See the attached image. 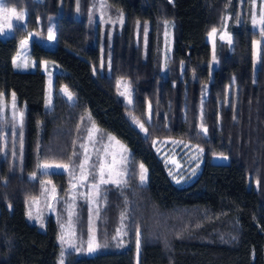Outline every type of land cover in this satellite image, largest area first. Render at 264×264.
<instances>
[{"label": "trees", "instance_id": "trees-1", "mask_svg": "<svg viewBox=\"0 0 264 264\" xmlns=\"http://www.w3.org/2000/svg\"><path fill=\"white\" fill-rule=\"evenodd\" d=\"M105 2L123 22L110 40L99 41L87 19L89 0H79L77 15L75 0H2L25 18L10 41L0 42V92L14 94L22 112L17 125L0 122V264H58L55 220L46 218L39 230L25 220V202L44 177L62 187L63 174L36 171L37 157L75 150L73 137L85 119L121 142L131 168L142 164L147 179L127 182L119 243L90 255L66 254L63 264H134L136 236L137 264H264V43L256 67L252 60L258 32L247 17L235 23V0ZM224 14L232 42L215 41L211 66L206 35ZM160 18L174 23L165 74L153 65L150 49L142 55L132 39L135 23ZM50 23L52 47L44 42ZM27 32L35 67L18 71L12 56ZM40 61L58 67L48 109ZM118 79L131 92L129 105L117 92ZM61 85L72 102L58 93ZM163 140L199 150L197 173L186 184L173 181L156 150ZM212 155L227 162L211 163Z\"/></svg>", "mask_w": 264, "mask_h": 264}, {"label": "rangeland", "instance_id": "rangeland-1", "mask_svg": "<svg viewBox=\"0 0 264 264\" xmlns=\"http://www.w3.org/2000/svg\"><path fill=\"white\" fill-rule=\"evenodd\" d=\"M235 2V23L239 24L247 17L250 27L258 32V38L252 42V60L253 66L256 67L260 44L264 43V38H261L260 35L262 27L260 17L264 14V0H235ZM101 4L104 5L103 8H101ZM87 10L89 26L91 30H97L99 41L104 38L110 40L111 35L121 29L120 18L122 13L118 9L109 7L105 0H89ZM78 12L77 0H75L74 14L77 15ZM0 17H3L2 11L0 12ZM227 17L228 15L224 14L219 26L214 27L217 30L215 36L211 34L214 28H211L206 35L211 49V66L215 62V59H213L215 41L225 43L228 47L231 46L228 43V37H231V35L225 28ZM2 28L4 29V26H1L0 30H3ZM145 29L147 30L146 36ZM11 31L12 28L8 30L9 35H11ZM50 33L52 35L51 39H49ZM30 34L31 32H28L29 36H33ZM53 34V25L50 23L44 39L45 44H48L49 47L53 46ZM222 34L225 36L223 40L220 38ZM173 37V21L162 18L156 19L152 25L147 21L135 23L132 30L133 42L140 47L142 55L150 49L152 63L161 74L167 72V67L172 59ZM28 44L22 45L20 41L14 57L15 66L23 69H34V66L30 63L31 57ZM26 62L28 64H25ZM55 67L58 70V67L50 61H45L41 65V70L47 77V100L44 103L47 109L51 105L48 102L51 90L49 77L54 73ZM61 87L65 89V87ZM116 89L124 103L129 105L131 92L126 82L118 79L116 81ZM179 89L180 93H182V84H180ZM71 100H73V96ZM149 111V104H147L146 119H149ZM21 114V109L16 106L13 96L9 94L7 98H4L3 93L0 92V122L13 121L17 125L20 122ZM82 124V128L79 127V131L77 130L75 134L76 137H73V144L76 146L71 153L41 152L37 157L36 171L42 174H63L62 187L44 177L40 180L38 194L35 197L28 198L25 202V220L28 223L35 224L39 230H43L46 218L55 220L58 227L56 239L58 244V264H61V260L64 262L66 254L90 255L99 248L118 244L123 236L124 217L122 219L123 212L121 208L123 206L121 207V205H123L125 199L126 186L123 183L119 187L113 183L100 184L99 167L101 164L104 165L105 178L128 182L133 176L136 183L141 184V164L135 167V171L131 168L128 160V150L125 146L117 139L109 140L111 135L103 134L96 126V131L92 133V138L89 139V130L93 128V123L85 119L84 121L82 120ZM82 144L84 145L83 148L81 147ZM156 150L159 151L165 165L169 168L170 176L173 175L176 178L173 181L175 180L174 182L177 185L186 184L193 179L200 163L199 150L185 143L170 140L157 142ZM85 155L89 157V160L85 165L84 178L82 179L81 170L75 165L83 163ZM225 157L224 155H212L209 161L211 163H226L227 157ZM45 163L49 165L46 170L42 168ZM60 164L68 165L69 167L67 170L57 167ZM112 165L114 166L110 167ZM73 168H75V178L72 176ZM30 177H33V174ZM93 184L99 185L98 193L92 188ZM73 185L76 186L73 187ZM29 212H31L32 219H29ZM69 212H71V216H69ZM69 221H71L70 225ZM122 225L123 227H121ZM90 227L93 229L91 233L89 232ZM117 229H121V235L113 239L116 236ZM69 232L73 234L69 235ZM61 235L75 243L77 247H81L82 250L76 251L74 248L69 247L67 243L61 244ZM92 235L95 236L96 242L100 247L96 248L94 252H88L87 241ZM137 241L138 238L136 236L134 264H137ZM62 250L63 256L61 255Z\"/></svg>", "mask_w": 264, "mask_h": 264}, {"label": "snow or ice", "instance_id": "snow-or-ice-1", "mask_svg": "<svg viewBox=\"0 0 264 264\" xmlns=\"http://www.w3.org/2000/svg\"><path fill=\"white\" fill-rule=\"evenodd\" d=\"M103 7H104V5L101 4V8H103ZM77 8L79 9V0H77ZM0 11H2L4 13L5 18L9 21L7 23V27L9 29H11V28L14 27L13 23L11 22V18L14 17L17 22L22 21L25 18V13L23 11L17 12V10L15 8H11V9L7 8L2 3V0H0ZM120 22L121 23L123 22L122 14H121ZM260 22H261L262 25H264V14L261 15ZM216 31L217 30L215 28L212 29V33L211 34L213 36H215ZM146 35H147V30L145 29V36ZM260 35H261V38H264V27H262L261 32H260ZM51 38H52V35L50 33L49 39H51ZM220 38L223 40L225 38V36L222 34ZM231 42H232L231 41V37H228V43L231 44ZM21 44L22 45L27 44V40L21 41ZM213 59H215V57H213ZM14 63H15V61H14ZM63 91L65 92V95H67L68 98L71 100L72 99V94L66 88ZM14 99H15V96L13 94V101H14ZM48 102H49V104L51 103V98L50 97H49V101ZM129 103H131V99L130 98H129ZM21 119H22V116H21ZM133 119L135 120L136 118L133 117ZM136 122L139 124V126L141 127V129H144L143 123H140L138 120H136ZM201 127H202V130L206 133L207 132V128H204L203 125H201ZM94 131H96V129H95V125L93 124V128L89 130V139L92 138V133ZM114 139H115L114 137L109 136V140H114ZM81 147L83 148L84 145L82 144ZM85 151H86V149H85ZM201 151H202V149H201ZM74 155H76V154L74 153ZM88 160H89V157L87 155H85L83 163H78V164L75 165V167H78L81 170V178L82 179L84 178L83 173H84L85 165L88 163ZM113 166L114 165H112L110 167H113ZM48 167H49V165L47 163H45V164L42 165V168L44 170H46ZM57 167H62L65 170H67L69 166L68 165L60 164V165H57ZM140 169H141V172H140V182H141V185H143L145 183L146 179H147V177H146L147 170L144 168V166L142 164L140 165ZM72 176H73V178H75V168H73ZM99 177H100V179H99L100 184L113 183V184H116L119 187L120 184L123 183L125 186H127V182L126 181H123L122 182V181H119V180H113L111 178H105L104 165L103 164H101L100 167H99ZM177 182H179V181H177ZM75 186L76 185H73V187H75ZM92 188L97 193L99 192V185L93 184L92 185ZM53 191H55V190L53 189ZM53 198H55V197H53ZM28 215H29V219H32L31 212H29ZM97 215H98V212H97ZM125 215H126L125 213H122V219H123V217ZM69 216H71V212H69ZM90 223H91V221H90ZM70 224H71V221H69V225ZM121 227H123V225ZM92 231H93V229L90 227L89 228V232L91 233ZM71 234H73V233L69 232V235H71ZM137 234H139V233H137ZM119 235H121V229H117L116 236H114L113 239H116ZM60 241H61V244L67 243L69 247L74 248L76 251H81L82 250L81 247H77V245L75 243L71 242L70 240H67L64 235H61L60 236ZM137 244H139V240L137 241ZM98 247H100V245L96 242L95 236L92 235L89 238V240L87 241V251L88 252H94L96 250V248H98ZM61 255L63 256V250H62ZM61 264H63V261L62 260H61Z\"/></svg>", "mask_w": 264, "mask_h": 264}, {"label": "crops", "instance_id": "crops-1", "mask_svg": "<svg viewBox=\"0 0 264 264\" xmlns=\"http://www.w3.org/2000/svg\"><path fill=\"white\" fill-rule=\"evenodd\" d=\"M7 8L11 9V7H7ZM21 11H23V10H17V12H21ZM0 12H1V11H0ZM2 14H3V17H0V27H1V26H4V29L2 28L3 30H0V34H1L0 42H8V41L11 40V35L8 34V30H9V28L7 27V23H8L9 21L5 18L3 12H2ZM11 22L13 23V25H20V26H23V25H24V20L17 22V21L15 20L14 17L11 18ZM5 27H6V28H5ZM31 37H32V36H29V35H28V32H27V34L25 35V37H23L22 39H20V40L18 41V43H17L16 51H15V53H14L13 56H12V66H13V68H16L15 70H18V71H31V70H33L32 68H30V69L19 68V67L15 66V63H14V57H15V54H16V52H17V49H18V46H19L20 41H23V40L27 39V44H28V41L30 40ZM47 45H48V44H47ZM48 46H49V45H48ZM30 63L35 67V62H34V60H33L32 58H31V60H30ZM43 63H45V61H40V62L38 63V65H39L38 68H39L40 71H42V70H41V65H42ZM25 64H28V62H26ZM34 67H33V68H34ZM56 70H57V69H56V67H55V69H54L53 72H55ZM42 72H43V71H42ZM43 73H44V72H43ZM44 75H45V73H44ZM52 77H53V74L49 77L50 82H51L50 97H51V95H52ZM46 79H47V77H46V75H45V81H44V103H45V101L47 100V96H46V94H47V93H46ZM61 86H63V85H61ZM61 86H59L58 89H57L58 93H59V94L65 99V100H67L68 102H72L73 100H70V99L68 98V96L65 95V92L63 91L64 88H62ZM63 87H64V86H63ZM44 105H45V104H44Z\"/></svg>", "mask_w": 264, "mask_h": 264}]
</instances>
